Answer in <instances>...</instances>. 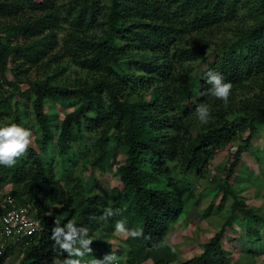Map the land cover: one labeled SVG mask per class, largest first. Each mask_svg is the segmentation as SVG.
<instances>
[{"label":"trees","instance_id":"obj_1","mask_svg":"<svg viewBox=\"0 0 264 264\" xmlns=\"http://www.w3.org/2000/svg\"><path fill=\"white\" fill-rule=\"evenodd\" d=\"M243 10L249 20L231 35L218 37ZM0 19L11 20L0 27L6 36L0 40V121L11 118L21 125V102L31 103L41 150L30 147L14 167H0V215L10 209L1 195L10 182L18 204L30 205L43 224L38 237L9 246L0 264H10L18 247L20 264L67 258L50 238L55 220L61 225L74 220L88 229L105 220L112 232L120 219L144 230L131 244L134 249L127 250L125 264L177 263L166 238L191 195L173 176L176 168L198 172L214 150L245 134L248 145L264 126V0H71L64 5L0 0ZM62 28L67 29L63 42L57 34ZM68 61L78 69L76 78L55 83L54 75H62ZM40 68L52 74L36 81L24 78V72ZM10 70L12 81L6 76ZM208 70L232 83L227 103L202 95L209 87L204 80ZM23 82L28 86L24 91ZM71 102L77 107L55 125L47 105ZM199 103L211 108L204 125L194 115ZM86 132L98 135L90 168L102 173L116 168L122 188L113 189L112 202L103 194L81 197L68 189L53 208L59 198L55 169L44 155L53 147L66 159ZM242 161L240 148L217 187L223 196L216 210L232 202L221 230L200 255L177 264H236L224 246L227 229L238 215L254 216L235 187ZM44 193L49 195L45 202ZM108 208L115 215L106 218ZM214 209L213 202L208 212Z\"/></svg>","mask_w":264,"mask_h":264},{"label":"rangeland","instance_id":"obj_2","mask_svg":"<svg viewBox=\"0 0 264 264\" xmlns=\"http://www.w3.org/2000/svg\"><path fill=\"white\" fill-rule=\"evenodd\" d=\"M60 5L68 4L71 0H57ZM249 20L246 11L241 12L240 18L228 25L218 37L231 35L235 27H240ZM11 20L0 19V27L9 24ZM67 29L62 28L57 31L59 39L63 42ZM226 31V32H225ZM6 36L0 33V40H6ZM17 42L22 43V37L19 36ZM15 45V44H14ZM67 63V60H65ZM195 64V63H194ZM193 64V65H194ZM67 69L62 75H54L55 83H64L65 81H73L76 78L78 69L72 63L66 64ZM12 69V65L10 66ZM52 74L49 71L31 69L24 72L25 79L37 80L45 79ZM7 79L14 80L12 70L7 72ZM22 91L28 86L23 82L20 85ZM12 91H5L8 95ZM242 94H239L241 97ZM16 97L13 100L15 104ZM21 107L25 111L24 121L21 126L30 128L33 132V143L31 147L40 152L36 139L40 136L36 115L31 103L25 104L21 102ZM77 107L76 102L70 104L55 103L47 105V113L54 120L55 125H60L65 115L72 112ZM11 118H8L10 121ZM57 134V133H56ZM247 134L235 138L229 144H225L218 150L212 152L208 162H206L198 172L189 171L184 173L183 169L177 167L174 177L179 181V186L187 187L191 195H186V208L184 214L177 223L171 226L166 241L177 253V263L187 261L203 252V245L207 243L222 228L228 216L231 214V201L228 200L223 211L216 210L222 200V191L217 187L225 178V169L230 166L234 160L237 151L242 149V164L237 171L238 180L235 181V187L241 201L245 202L253 212L254 216L243 219L238 215L236 222L229 227L224 239V246L229 252L231 259L236 264H262L264 261V126L260 133L253 139L250 144H246ZM98 140L96 133H85L84 140L76 141L72 144L70 153L66 159H61L50 147L48 155H44L47 164L53 165L55 169V180L57 183L58 200L52 202V207L60 205L61 195L68 189H75L79 196L85 197L92 194H103L109 202H112L113 189L122 188L117 176L116 168H109L106 173L100 172L98 169H91L90 163L95 154V143ZM123 162V157H120ZM214 179V181H212ZM236 180V179H235ZM219 181V182H218ZM234 182V178L232 180ZM14 185L10 182L2 186L1 195L8 194ZM50 186L45 189L49 191ZM43 201H48V193H44ZM189 199V200H188ZM214 202L215 209L208 212L210 205ZM66 217L62 218L64 221ZM63 226V225H61ZM105 220L95 224L89 229V235L93 239L90 245L92 248V256L96 259H103L106 254H110L115 250L120 258V264H125L127 250L134 249L131 244L135 238L119 236L114 231H109ZM104 242L105 245L98 248L97 243ZM110 245V246H109ZM253 251V253H252ZM92 256H85L82 264H91ZM23 252L19 247L11 254L9 258L10 264H20ZM174 263V264H177ZM144 264H151L148 261Z\"/></svg>","mask_w":264,"mask_h":264},{"label":"clouds","instance_id":"obj_3","mask_svg":"<svg viewBox=\"0 0 264 264\" xmlns=\"http://www.w3.org/2000/svg\"><path fill=\"white\" fill-rule=\"evenodd\" d=\"M204 80L209 87L202 93L209 97L228 102L231 95L232 83L226 82L224 76L214 70H208ZM194 115L200 124L209 122L211 108L207 103H199ZM33 143V132L30 128L23 127L16 122H10L7 119L0 121V167H14L18 160L23 157ZM49 215H52L49 212ZM105 217L115 215L113 209L108 208L104 213ZM55 226L51 229V240L55 242L56 247L67 254V258L62 261L57 260L54 264H82L85 256H92L93 243L89 229L78 226L74 220H68L61 226V222L54 221ZM114 233L119 236L131 238H140L144 236L143 229L129 228L125 219L115 222ZM93 257V256H92ZM91 264H120V258L113 250L106 254L103 259L93 257Z\"/></svg>","mask_w":264,"mask_h":264},{"label":"built area","instance_id":"obj_4","mask_svg":"<svg viewBox=\"0 0 264 264\" xmlns=\"http://www.w3.org/2000/svg\"><path fill=\"white\" fill-rule=\"evenodd\" d=\"M10 192L3 199V203L9 205L10 209L0 215V256L9 246L38 237L43 231L42 220L31 206L19 205Z\"/></svg>","mask_w":264,"mask_h":264}]
</instances>
